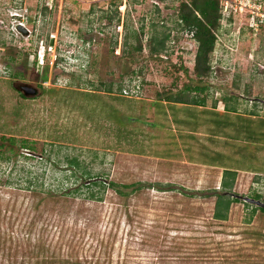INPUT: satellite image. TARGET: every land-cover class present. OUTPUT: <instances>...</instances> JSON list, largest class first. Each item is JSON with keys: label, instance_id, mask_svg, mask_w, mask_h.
Returning a JSON list of instances; mask_svg holds the SVG:
<instances>
[{"label": "rangeland", "instance_id": "1", "mask_svg": "<svg viewBox=\"0 0 264 264\" xmlns=\"http://www.w3.org/2000/svg\"><path fill=\"white\" fill-rule=\"evenodd\" d=\"M112 1L0 0V264H264V211L240 199L214 219L227 168L230 192L264 201V21L251 25L264 0H229L203 79L177 25L184 0H119V25ZM124 18L142 51L124 45ZM165 28L166 51L151 54ZM19 83L39 92L23 97ZM84 170L127 194L76 197Z\"/></svg>", "mask_w": 264, "mask_h": 264}, {"label": "trees", "instance_id": "2", "mask_svg": "<svg viewBox=\"0 0 264 264\" xmlns=\"http://www.w3.org/2000/svg\"><path fill=\"white\" fill-rule=\"evenodd\" d=\"M121 2V1H120ZM113 6H115L113 9H109L108 11H105V16L110 21H115L117 25H119L122 22L121 19V13L119 11V0L112 1ZM44 8H48V5L44 6ZM51 8V7H50ZM223 6L221 5L220 0H190V1H181V3L178 6L177 9V25L180 28V30H189L193 33V37L195 41L198 44V49L196 53V59H195V75L199 79H203L204 77H207L212 72V65H211V56L213 52L215 51L216 43H217V34L216 31L221 27V20L223 17ZM157 10H159L157 8ZM231 20V18H228ZM123 26L125 30V37H124V45H128L129 41L133 39L136 42L135 49L138 51L143 50V44H142V35L140 32H138L135 29L131 28V24H129L128 19H123ZM158 25H154V28H157ZM165 27V25H164ZM142 32H143V26ZM171 38V30L170 29H162L158 31V29H155L153 33L149 37L148 46L151 54L154 55H161L163 52L167 49V43ZM118 43V41H115V44ZM127 56H132L131 51H126ZM44 78L46 79L47 76L45 75ZM124 87V86H123ZM123 87L119 86L118 91H123ZM205 87H195V90H204ZM106 92H114L113 88L111 86H107L105 88ZM172 97H166V101H172ZM173 101L179 102V103H189V104H201V100H197L196 97H190L185 98L182 96H178L176 99H173ZM67 161L69 162L70 167L69 168H78L80 167L79 163L80 161L77 159V157H67ZM84 173L87 175V179H91L89 183H84L82 186L75 188L74 190H71L74 194H76V197L83 198L85 200H103L102 195H97L94 193V186H98L100 190H106L108 187L113 188L117 191L119 195H126L127 192L121 189L120 184L115 182L107 183V180L98 178L96 176H91L88 171L84 170ZM237 175V170L227 168L223 172V179H222V192L215 191L216 204H215V210H214V219L219 221H227L229 219V214L231 210V206L235 202H239L240 199L234 198L231 195L225 193L230 192L234 185V180ZM95 180H92L93 178ZM97 178V179H96ZM124 188H127L128 184L122 185ZM135 191L141 190L140 187H137ZM167 190V189H166ZM173 190V189H170ZM257 199L260 198L259 195L256 196ZM255 210L259 209L261 211H264V208L260 207H254Z\"/></svg>", "mask_w": 264, "mask_h": 264}, {"label": "water", "instance_id": "3", "mask_svg": "<svg viewBox=\"0 0 264 264\" xmlns=\"http://www.w3.org/2000/svg\"><path fill=\"white\" fill-rule=\"evenodd\" d=\"M17 30L25 36H28L30 34V30L23 24H18ZM15 86L26 97H30L37 94L36 89L29 87L28 84L26 83H21L18 86L17 85ZM225 193L231 195L234 198L243 199L245 202L255 204L257 207L264 208V201H261L260 199H255L248 196H242L240 194L232 193V192H225Z\"/></svg>", "mask_w": 264, "mask_h": 264}, {"label": "built area", "instance_id": "4", "mask_svg": "<svg viewBox=\"0 0 264 264\" xmlns=\"http://www.w3.org/2000/svg\"><path fill=\"white\" fill-rule=\"evenodd\" d=\"M221 1H225L222 3L223 5V14H230L231 13V6H233V2L229 1V0H221ZM225 3V4H224ZM235 5V4H234ZM49 6V5H48ZM238 8V4L236 3L235 5V10H237ZM252 13L255 12L254 10L251 11ZM253 20L251 22L252 26H258L259 23L264 21V12H259L257 13V16L253 15ZM139 92H140V86L139 85H133V86H129V85H125L123 87V91H122V95L126 96V97H136L139 98Z\"/></svg>", "mask_w": 264, "mask_h": 264}, {"label": "flooded vegetation", "instance_id": "5", "mask_svg": "<svg viewBox=\"0 0 264 264\" xmlns=\"http://www.w3.org/2000/svg\"><path fill=\"white\" fill-rule=\"evenodd\" d=\"M19 84H21V83H19ZM26 84H28L29 87L35 88V89H36V93L39 92V91H38L39 86H33V85L29 84V83H26ZM19 92H20V91H19ZM20 93H21V92H20ZM21 95H22L23 97H26V96H24L22 93H21ZM26 98H27V97H26Z\"/></svg>", "mask_w": 264, "mask_h": 264}, {"label": "crops", "instance_id": "6", "mask_svg": "<svg viewBox=\"0 0 264 264\" xmlns=\"http://www.w3.org/2000/svg\"><path fill=\"white\" fill-rule=\"evenodd\" d=\"M163 102H166V101H163ZM146 124L150 125V129H152L155 126V124H153L152 122H146Z\"/></svg>", "mask_w": 264, "mask_h": 264}]
</instances>
